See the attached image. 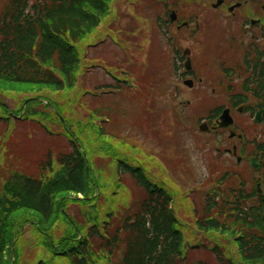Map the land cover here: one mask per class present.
<instances>
[{
	"label": "trees",
	"instance_id": "1",
	"mask_svg": "<svg viewBox=\"0 0 264 264\" xmlns=\"http://www.w3.org/2000/svg\"><path fill=\"white\" fill-rule=\"evenodd\" d=\"M116 1L0 0V264H34L36 251L45 264H264L262 240L232 206L210 202L194 222L179 184L139 161L134 141L102 126L139 117L144 141L154 134L153 92L142 75L136 91L87 87L94 61L85 50L103 40ZM117 89L120 97L110 95ZM116 163L122 190L105 210L103 179ZM73 205L82 220L69 213Z\"/></svg>",
	"mask_w": 264,
	"mask_h": 264
},
{
	"label": "flooded vegetation",
	"instance_id": "2",
	"mask_svg": "<svg viewBox=\"0 0 264 264\" xmlns=\"http://www.w3.org/2000/svg\"><path fill=\"white\" fill-rule=\"evenodd\" d=\"M186 3L168 0L172 7L163 30L171 27L185 39L192 69L181 77L194 82L191 91L201 88L206 149L217 154L222 167H232L231 179L240 185L234 193L238 203L262 216L257 227L264 229V0ZM187 59L178 63L182 70ZM227 110L233 125L220 128Z\"/></svg>",
	"mask_w": 264,
	"mask_h": 264
},
{
	"label": "rangeland",
	"instance_id": "3",
	"mask_svg": "<svg viewBox=\"0 0 264 264\" xmlns=\"http://www.w3.org/2000/svg\"><path fill=\"white\" fill-rule=\"evenodd\" d=\"M119 6L122 7V12L120 13V15L123 16H121V18L118 20L115 19L114 22L117 23L113 24L117 30H120L119 34H110L106 42L103 43L104 45H98L95 50H90V55L91 57L100 56L105 57L107 59L111 58L110 60H106V62L110 63V65L107 68L108 70H105H107L108 73L116 79H120L125 71H129L128 78H130V81L136 89L140 87L138 82V78L140 75L148 76V74L150 73L151 75L156 76L157 72L153 70L154 65H159L167 69L165 65L167 64V61L170 58L169 47H166V44L162 40H159V42L162 43L164 48V54L160 55L158 52L157 42L153 44V34L151 33V29L149 28V22H145L141 17L137 16L135 13L136 9L131 4L128 5L127 10L126 3L120 2ZM117 9L118 7H116V10ZM114 12H116L115 8ZM130 17H134L135 20L131 22ZM113 25L112 27H114ZM114 59L116 60L114 61ZM103 64L106 63L102 62L99 64V66L103 67ZM119 67H121L122 70L118 71ZM105 70L99 68L88 75V84L90 87L104 85L106 83H112V77H108V73ZM172 82H174V80ZM172 82H170V85L174 86L172 85ZM140 84L141 87L144 86L143 81H140ZM185 96H183L184 101L186 100ZM169 97L170 93L166 97L164 95L159 97L158 93L156 94V101L158 102V107L160 111L159 125L163 133L167 136L166 142L168 138H177L176 146L175 144L171 145V147L165 145V147L167 148L165 149V151L170 149L171 152L170 158L168 159L172 158V152H174L175 155L177 154L178 158H180L181 156L184 157L185 155L186 160L188 162V166L191 168V178H185L188 180L187 182L189 183L182 184L186 188L189 187V189L193 188L192 186H194V184L196 183L197 185H204L210 178V175H208V169L205 163L206 159H209V157L206 155V152L202 150L201 147H199V144L202 143V139L200 142L199 139H195L193 138V136L187 135L184 130L176 132L173 129H169L168 126H165L166 124H168V122L171 121L170 116L164 113V111L168 108V105H170V103H168ZM176 104L179 105L178 103ZM179 106L177 110H183V108H180ZM189 111L191 110L188 108H186V110L184 111L185 113L183 115V119H185V121ZM187 125L191 127L189 121ZM32 133L35 136L34 142L40 143V141H42L43 136L39 133V130L33 126ZM166 144L169 145V143ZM157 145L159 147V140L157 141ZM161 146L162 145H160V157L163 158V154L161 153ZM142 157L145 159H149L146 155H142ZM155 167L158 168L159 172L162 175H166L165 168H163L157 160H155ZM164 178L168 183H170L167 178H171L168 175L164 176ZM195 195L193 194V196ZM193 196L190 197V199H192ZM70 212L74 217H80V210L77 206H71ZM32 255V260L35 262L34 264H39V253L36 251ZM198 258H200V256Z\"/></svg>",
	"mask_w": 264,
	"mask_h": 264
}]
</instances>
